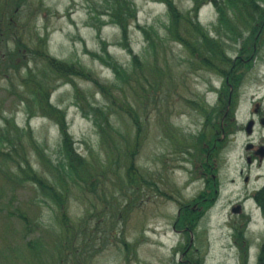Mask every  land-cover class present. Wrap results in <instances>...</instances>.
I'll use <instances>...</instances> for the list:
<instances>
[{
    "label": "rangeland",
    "instance_id": "374dc122",
    "mask_svg": "<svg viewBox=\"0 0 264 264\" xmlns=\"http://www.w3.org/2000/svg\"><path fill=\"white\" fill-rule=\"evenodd\" d=\"M199 1L198 21L209 37L223 43L226 55L232 60L244 50L243 56L251 55L248 47L256 38H251L254 22H249V16L247 27L236 25L237 36L231 21L221 23L220 11L212 2ZM199 1L173 0L182 12ZM256 1L264 8V0ZM28 2L32 22L24 27L21 39L37 43L38 37L45 38L52 57L80 63L111 85L116 103L118 99L132 102L139 116L141 144L136 157L130 156L137 171L132 176L124 150L135 149L139 129L126 113L125 104L122 108L115 105L111 96L102 94L90 81L61 79L43 62L24 60L29 52L22 47L19 53L25 55L17 64L20 74L14 69L8 78H0V264H56L51 258H55V231L60 228L59 206L25 174L26 164L60 185L57 187L66 194L76 228L84 221L88 230L98 233L100 249L90 259L94 264H178L185 259L182 250L191 239L190 251H197L202 264H244L245 259L246 264H261L264 209L256 195L264 188V156L248 162L251 152L247 145L264 143V125L254 114L260 107L264 116V33L250 69L246 64L228 84L222 74L199 67L188 50L172 38L167 30L171 14L162 0ZM117 9L132 20L126 35L114 16ZM226 12L235 22L231 10ZM8 44L15 49L11 41ZM142 69L144 74L152 69L160 77L151 81L157 84L156 102L151 100L153 95L145 101L146 95L130 80ZM29 71L36 75L35 80L43 81L50 102L64 112L74 146L89 161V171L66 170L69 162L58 120L42 115L36 101L32 102L35 114L28 115V105L19 96L24 90L22 79ZM146 85L151 95L153 90ZM230 88L236 124L220 150L218 197L187 234L180 228L181 205L206 187L197 167L204 158L199 141L217 134L219 112ZM81 101L86 109L98 106L119 113L109 114L110 124L117 129L111 130L110 125L106 130L112 134L110 141L102 137L93 118L85 115ZM250 119L256 121L252 135L246 131ZM10 123L15 125L12 138H8ZM92 173L93 183L100 187L96 191L79 186L76 180L87 181ZM236 207L239 212L233 211ZM18 214L27 215L33 226L41 225L40 231H35L37 226L28 229L29 223ZM243 229L248 243L245 253L237 239Z\"/></svg>",
    "mask_w": 264,
    "mask_h": 264
},
{
    "label": "trees",
    "instance_id": "16d2710c",
    "mask_svg": "<svg viewBox=\"0 0 264 264\" xmlns=\"http://www.w3.org/2000/svg\"><path fill=\"white\" fill-rule=\"evenodd\" d=\"M29 0H0V78L5 79L8 76H11L12 71L15 69L16 74H20V67L17 66L18 60L23 58L25 54H20L19 50L25 48L28 49L29 52L24 57V60L28 62L38 61L43 62V64L47 67L48 70L52 71L55 76H58L61 79H65L67 77H79L81 79L90 81L94 83V85L98 88V90L106 95L111 96L113 98V103L118 105L119 107H123L125 104V111L130 115L133 122L138 126L136 143L133 145L135 149H131L130 147L124 150V154L129 157L128 169L129 173L133 175L137 174L136 167L134 165V160L130 159V156L134 159L136 157V153L138 151V147L140 146L141 140V126L139 125V116L136 114V109L132 102L127 100L118 99V103H116L117 98H115L111 90V85H106L100 81L92 72L87 70L80 63H69L66 61H60L56 58L52 57L48 54L46 49L45 38H37L36 42H28L25 43L21 36L24 27L28 26L32 22L31 12L32 8L28 2ZM167 4L169 12L171 14V24L168 27V32L171 34L172 38L181 43L189 52V55L192 56L196 62H198V66H204L210 70L218 72L226 77V81L229 84L231 77L235 72H238L245 68L246 64L248 65V56H243L246 52L242 53L237 59L232 60L226 55L225 47L222 42L209 37L206 33V29L199 23L198 21V11L201 2L199 0L198 5L193 7L191 10L187 12H182L173 0H162ZM205 2H212L217 10L220 11V21L228 22L230 21L234 24L233 31L237 33L239 36L238 29L236 25L247 27L249 22H254L251 29V38L255 37V42L252 43L250 47H248V53H251L255 50V45L258 47L260 44L259 39L261 34L264 33V8L260 7L259 2L256 0H204ZM248 13V7H250ZM224 9L228 11L231 10L232 16L231 18H235V22L230 19L227 12H224ZM115 18L117 19L120 27L123 28L124 35L128 33V26L130 25L131 19H127V16L122 12H119V9L116 10ZM249 16V22H248ZM132 15L130 16V18ZM225 20V21H224ZM250 32V30H249ZM13 43V47L15 49L11 50L9 48V42ZM23 47V48H22ZM142 65L143 63L140 62ZM148 65H150V61L148 60ZM28 64H24L25 67ZM197 65L194 64V68H197ZM146 68V65H145ZM249 68V67H248ZM31 70V69H30ZM137 71V69L135 70ZM149 71V70H148ZM144 69H142L139 73L137 72V76L132 77L130 80L136 82V85L141 89L145 96V101L150 100L153 95L154 102L158 99V92H154L157 84H152L151 81H155L160 79V77L156 76L152 73V69L144 74ZM115 73L122 77V72L119 69H116ZM2 76V77H1ZM161 76V75H160ZM36 75L31 73L27 74L26 79L23 78L24 82V90L19 96L20 99L26 101L28 105V115H33L36 112L32 102L36 101L38 103L37 110L46 117H52L58 120L61 126V133L63 136V148L66 152V156L68 159V168L66 170L72 169L74 172H79L84 169L85 171H89V167L87 161L80 153L78 152L77 147L74 146L73 139L69 133L66 116L63 111H61L58 107L54 106L50 102V91L44 89L42 80H35ZM144 81V82H143ZM235 81V79L233 80ZM132 82V83H133ZM150 86L153 90L150 95L147 85ZM132 85V84H131ZM133 88V85H132ZM135 91V89H133ZM229 91V95L222 103V109L219 112V122L217 126V134L215 137H212L208 140L199 141L201 145L202 152L204 154V158L201 163L197 165L198 169L202 172L203 176L206 179V187L205 189L189 203H185L181 205L180 214H179V223L181 224L180 228L185 229L187 234L190 231H193L200 219L206 212V210L214 204V201L218 197L219 191V183H218V166H219V155L220 150L223 147L226 138H228L229 134L232 132L236 121L232 117V109H230V99L233 94L230 96L231 88ZM30 93V96H29ZM232 102V99H231ZM82 110L85 115L91 116L94 120V123L98 125L101 131V135L107 141H110L112 134L109 131H106L111 125V130H116L113 124H110L109 114L116 113L119 114L116 110L111 108H102V107H91L90 109H86L84 103L81 101L80 103ZM113 106V105H112ZM124 107V108H125ZM202 105H199V108H202ZM204 111V110H201ZM9 136L8 138H12L13 132H15V125L12 123L9 124ZM32 131V129H30ZM56 166L55 168H58ZM25 170V174L29 177V179L35 184L39 185L40 188L49 195H52V198L55 200L54 202L59 207L60 213V228L58 231H55V237L53 239L54 249H55V258H51L56 264H94L90 259L93 258V254L97 253L100 249L98 247V243L96 241V237H98V233L94 231V229L88 230L87 224L83 221V225L80 228H76L72 218L70 217L68 206H67V197L66 194L58 189L57 183H54L52 180L48 179L41 173H38L34 170V168L30 164H26L23 167ZM93 173L89 180H82L76 178L78 181V185L86 186L90 188L92 191H96L97 187L93 180ZM62 182H65V177L61 178ZM60 186V185H59ZM92 187V188H91ZM64 190V189H63ZM66 191V190H64ZM256 199L264 209V188L259 190L256 195ZM18 216L26 220V224L28 229H32L37 226L35 231H40V226L36 224L33 226L30 223L27 215L18 214ZM43 232V231H42ZM238 233V232H237ZM244 229L239 232L237 235V239L239 246H243L244 253L248 248V243L244 240ZM243 240V241H241ZM243 243V244H242ZM31 243H29L30 246ZM35 245V244H34ZM37 248L38 246L35 245ZM32 248H34L32 246ZM242 248V247H241ZM264 248V247H263ZM183 254H185V259L181 260L178 264H202L200 260L197 259L196 254L197 251H190V241L186 245V247L182 250ZM244 264H246L247 260H244ZM261 264H264V251L261 256Z\"/></svg>",
    "mask_w": 264,
    "mask_h": 264
},
{
    "label": "flooded vegetation",
    "instance_id": "af4514ba",
    "mask_svg": "<svg viewBox=\"0 0 264 264\" xmlns=\"http://www.w3.org/2000/svg\"><path fill=\"white\" fill-rule=\"evenodd\" d=\"M256 49H257V46L255 45V50H253L251 52V55L248 56V65H249L248 70L250 69V60L253 58L254 53L257 51ZM251 68H252V65H251ZM254 114L258 115L261 125H264V116L260 111V107L254 111ZM250 122H252L251 131L247 133L249 135H252L254 132L255 125H256V121L255 119H250L248 122V125ZM246 131H247V126H246ZM247 150L251 152V155H249L248 157V162L252 161L253 159L252 157L256 158L259 156L260 158H262L264 156V143H262V145H256V144H253L252 142H249L247 145Z\"/></svg>",
    "mask_w": 264,
    "mask_h": 264
},
{
    "label": "water",
    "instance_id": "95a60500",
    "mask_svg": "<svg viewBox=\"0 0 264 264\" xmlns=\"http://www.w3.org/2000/svg\"><path fill=\"white\" fill-rule=\"evenodd\" d=\"M251 126H252V122L249 123V125L247 124V132H250L251 131ZM234 212H239L240 211V207H236L233 209ZM192 239H191V243L192 244Z\"/></svg>",
    "mask_w": 264,
    "mask_h": 264
}]
</instances>
